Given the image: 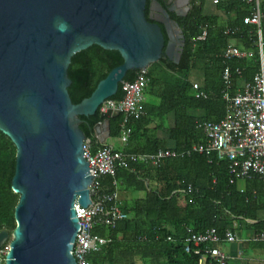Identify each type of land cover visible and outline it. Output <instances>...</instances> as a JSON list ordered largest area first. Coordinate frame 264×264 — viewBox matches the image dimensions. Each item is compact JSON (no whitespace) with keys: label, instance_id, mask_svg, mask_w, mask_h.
Segmentation results:
<instances>
[{"label":"trees","instance_id":"1","mask_svg":"<svg viewBox=\"0 0 264 264\" xmlns=\"http://www.w3.org/2000/svg\"><path fill=\"white\" fill-rule=\"evenodd\" d=\"M152 1L146 0V17ZM156 1L162 8H168L163 0ZM207 1L191 0L184 17L169 12L184 36L179 62L174 63L162 55L149 66L145 113L137 120L125 122L131 135L126 144L121 143V151L125 153L171 150L183 154L161 160L154 167L131 164L127 169H117L114 177L98 179V191L112 192L115 180L119 194L131 193L134 197L122 203L127 217L118 221L113 229L101 224L92 229V234L109 239V242L87 256L90 264H124L127 254L146 252L157 259L156 264H198L197 255L184 252V239L189 229L193 233H203L215 228L221 236L242 227L256 235L264 231V180L259 176L251 177L246 180V189L239 191L236 182L229 183L227 161L218 159L215 153L204 155L192 151L194 145L204 142V133L198 123L218 122L224 116L223 69L230 67L233 71V86L250 81L259 69L258 27L243 23L252 8L233 0H219L214 5L217 13L209 14L205 12ZM260 12L259 29L264 53V1ZM159 25L166 43L163 26ZM203 28L206 29L205 39L196 40ZM229 28L231 32L225 33ZM228 47H237L252 52V55L225 59L224 52ZM122 62L117 51L96 45L76 53L67 71L71 80L67 90L72 103L78 104L88 98L97 84ZM236 68L240 74L234 73ZM195 69L201 70L202 78L197 84L205 98L194 97L192 84L196 82L190 79L189 73ZM135 72H128L124 82L132 81ZM121 97L120 84L116 95L110 99ZM100 109L93 116L80 117L79 127L86 139L93 140L91 129L101 121ZM168 118L172 125L163 131ZM123 121L122 114L109 119V139L119 138ZM159 132L164 133L159 136ZM95 149L94 143L92 152ZM15 157V146L0 132V231L9 233L15 227L14 208L18 202V195L11 189Z\"/></svg>","mask_w":264,"mask_h":264},{"label":"water","instance_id":"2","mask_svg":"<svg viewBox=\"0 0 264 264\" xmlns=\"http://www.w3.org/2000/svg\"><path fill=\"white\" fill-rule=\"evenodd\" d=\"M188 2L175 10L176 3L164 9L153 0L146 17V0H0V132L16 149L11 189L18 195L15 227L0 231V247L10 240L5 264H76L74 203H91L97 177L84 157L80 117L116 95L128 72L162 55L179 62L184 36L169 12L184 16ZM92 45L117 51L123 62L73 104L68 67ZM118 114L100 110L91 129L96 144L106 145Z\"/></svg>","mask_w":264,"mask_h":264},{"label":"built area","instance_id":"3","mask_svg":"<svg viewBox=\"0 0 264 264\" xmlns=\"http://www.w3.org/2000/svg\"><path fill=\"white\" fill-rule=\"evenodd\" d=\"M249 5L252 13L243 19L244 24L258 27V56L259 69L250 81H244L240 86H233L232 70L225 67L222 72L224 88L221 92L225 104V113L218 122L201 121L198 127L204 133V142L192 147L204 155L216 154L218 159L228 163L229 183L247 180L259 176L264 180V53L260 21V6L264 0H233ZM216 5L219 0H211ZM231 32L227 29L225 33ZM206 29L203 28L196 40H204ZM252 52L243 51L237 47H228L224 52L225 59L234 57L242 58L251 56ZM234 73L240 74L236 68ZM150 82L149 67L136 70L135 78L121 84L122 97L115 100H106L101 106L102 111L107 109L117 110L124 116L119 141L126 144L131 135V129L126 128L125 122L137 120L144 113L146 102L145 89ZM195 98H205L206 95L199 89L197 83L192 84ZM93 139H85L82 145L84 157L93 176L89 186L91 203L82 208L75 201L74 210L78 218L79 228L72 246V256L76 264H90L87 256L99 251L109 242L102 236L92 234L95 225L101 224L113 229L118 221L126 219L127 215L122 210V201L117 190V182L113 181L114 190L109 193L98 191V179L103 176L114 177L117 169H127L131 164L143 163L152 167L164 159L175 158L182 155L171 150H159L154 153H125L115 150L111 146H100L92 152ZM188 185V190L190 189ZM184 239V252L199 257L198 264L209 261L210 264H227L225 253L216 248L222 241L229 243L238 241L232 231H226L221 236L215 228H210L203 233H193L188 230ZM141 240V239H140ZM253 242L264 243V231L255 235ZM10 250V240H6L0 247V264H5L6 255Z\"/></svg>","mask_w":264,"mask_h":264},{"label":"crops","instance_id":"4","mask_svg":"<svg viewBox=\"0 0 264 264\" xmlns=\"http://www.w3.org/2000/svg\"><path fill=\"white\" fill-rule=\"evenodd\" d=\"M207 2L209 3L208 11L205 12L209 14H216L217 10L215 9V6L212 4L211 0H208ZM241 84L242 82L237 86H240ZM171 125L172 121L168 118L164 123L163 131L164 128ZM163 133L159 132L158 135L162 136ZM115 140L119 141L118 138ZM106 145L113 147L115 150L122 149L121 142L120 146L118 147L115 141L109 138L106 140ZM247 185L248 183L246 180H239L236 182V186L239 191H244ZM119 195L122 203L134 197V195L131 193H122ZM234 226L236 225L234 224ZM234 234L237 236L238 241L232 243L222 241L216 245L217 249L226 254L227 264H264V243L262 244L260 242L251 241L256 234H254L252 230L245 229L243 227L239 231L234 232ZM123 262L124 264H156L157 259L154 258L152 254H149V252L140 255H134L131 253L126 255V260Z\"/></svg>","mask_w":264,"mask_h":264},{"label":"rangeland","instance_id":"5","mask_svg":"<svg viewBox=\"0 0 264 264\" xmlns=\"http://www.w3.org/2000/svg\"><path fill=\"white\" fill-rule=\"evenodd\" d=\"M208 5L209 3L206 2V9L205 11H208ZM180 9H183V7L181 6L180 8H175V10H180ZM189 77L192 81L194 82H200L201 81V70L200 69H195V70H192L190 73H189ZM154 102V100H153ZM170 119V118H169ZM172 121V120H171ZM116 145L119 147L120 146V142L118 140H114Z\"/></svg>","mask_w":264,"mask_h":264},{"label":"flooded vegetation","instance_id":"6","mask_svg":"<svg viewBox=\"0 0 264 264\" xmlns=\"http://www.w3.org/2000/svg\"><path fill=\"white\" fill-rule=\"evenodd\" d=\"M163 1L168 5V7L171 6L173 3H176V6H178L179 8L181 6L183 7V9L185 8V0H163ZM190 1L191 0H189V2L187 3L188 7H189ZM183 9H180V10H183ZM186 14L184 16H186ZM184 16H178V17H184ZM2 231H4V230H2Z\"/></svg>","mask_w":264,"mask_h":264}]
</instances>
